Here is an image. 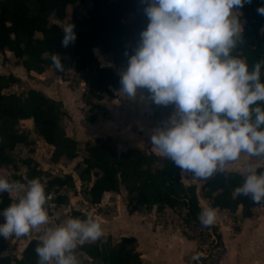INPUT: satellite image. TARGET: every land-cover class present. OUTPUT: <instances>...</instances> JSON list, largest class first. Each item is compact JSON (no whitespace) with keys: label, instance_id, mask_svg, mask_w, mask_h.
I'll return each instance as SVG.
<instances>
[{"label":"trees","instance_id":"trees-1","mask_svg":"<svg viewBox=\"0 0 264 264\" xmlns=\"http://www.w3.org/2000/svg\"><path fill=\"white\" fill-rule=\"evenodd\" d=\"M91 2L88 16L78 18L74 12L76 40L67 47L62 44L60 23L68 15V6ZM264 0H250L245 3L238 16L243 25V34L238 39L234 55L243 57L251 67L264 58V15L257 12ZM144 3L141 0H0V50L13 52L28 71L44 72L53 65L52 53L60 55L63 68L74 67L77 72L88 71L89 87L87 104L91 106V121L100 108L99 101L105 96L115 97L119 89L117 68L127 63L125 52L131 51L138 40L139 32L146 27ZM95 47L105 51L109 64L101 66V58ZM110 65V66H108ZM264 80V72L261 76ZM22 83L13 73L0 74V168L15 164L13 151L18 144H27L29 133L20 128L24 119H33L37 133L51 146V162L72 161L79 157L80 147L77 138L69 135L63 121L69 116L63 101L47 95L44 91L30 88L26 93L5 92L15 84ZM154 114L160 116L170 112L173 107L158 106ZM85 154L77 163L84 198L91 205L101 203L105 192L129 196L127 207L133 213L138 205L148 208L157 206L158 210L166 207L185 208V222L199 220L198 214L203 209L196 185H187L183 173L166 156L153 151L133 147L118 151L111 137L88 140ZM264 163V159L254 157ZM27 173L14 171L6 178L26 183L28 179L39 178L45 186L48 199L57 194L54 201L62 203L65 197L60 194L67 187L77 193L75 176L72 173L55 175L44 181L45 175L39 161L33 156L25 160ZM258 171L264 170L259 167ZM244 175L239 171H217L202 187V195L209 199L214 207L226 208L236 212L240 205L244 213H251V206L256 204L250 196L238 195L236 188L243 183ZM47 199V201H48ZM8 192L0 193V208L12 202ZM264 203V202H263ZM89 213L86 210L73 209L70 216L81 218ZM41 239H31L20 256L8 251L7 239L0 237V264H37L35 247ZM84 251L96 264H146L142 253L137 248L134 236L123 237L114 243L97 239L78 246L77 251ZM83 255L79 256L80 263Z\"/></svg>","mask_w":264,"mask_h":264},{"label":"clouds","instance_id":"clouds-1","mask_svg":"<svg viewBox=\"0 0 264 264\" xmlns=\"http://www.w3.org/2000/svg\"><path fill=\"white\" fill-rule=\"evenodd\" d=\"M141 2L147 24L131 54L125 52L127 63L119 72L116 91L131 98L143 89L152 103L173 107L152 129L150 143L194 179L222 171L241 153L264 159V58L250 67L233 54L243 34L234 13L250 0ZM257 12L264 15V4ZM74 28L72 22L62 28L65 47L76 40ZM51 60L56 71L63 70L58 53H52ZM245 172L237 194L264 202V170L249 164ZM17 191L21 195L0 208V237L5 239L49 222L48 196L39 178L22 183L0 175V193ZM216 216L215 208L205 207L198 219L210 226ZM102 235L99 217L67 216L46 228L35 247L37 264H80L78 246ZM201 255L191 259L198 261Z\"/></svg>","mask_w":264,"mask_h":264},{"label":"crops","instance_id":"crops-1","mask_svg":"<svg viewBox=\"0 0 264 264\" xmlns=\"http://www.w3.org/2000/svg\"><path fill=\"white\" fill-rule=\"evenodd\" d=\"M1 56L4 60L0 59V61L5 62V68H2L0 74L13 73L20 77L22 82H24L25 75L34 74L36 78L43 79H37L33 83L29 81V84H33V87L36 89L39 88V90L45 91L42 88L44 81L43 72L37 73L33 70L29 72L23 69L18 63L19 60L14 57L13 52L9 50L2 52ZM17 71L18 73H16ZM22 121L29 122L31 119H24ZM101 122H103L101 119L96 123L90 121L87 131H89L92 136L94 135L100 138L110 136L116 140L118 137L113 133H107L108 131L105 127L100 126V124H102ZM29 128L31 129V127ZM121 142L123 144L120 143V146L124 147H117L120 152L133 147L142 149V147L133 144L125 147V141L121 139ZM151 149L153 152L160 155L155 147H151ZM249 164L256 166L257 169L259 167H264L263 162L249 156L247 153H241L237 160L226 162L223 171L234 170L246 174L245 169ZM47 165L54 168V170H51L53 175L50 177L63 175L65 173L73 174L74 171L66 167L64 168L63 174H58L57 172L61 171L62 167H65L61 162H50L47 163ZM73 175L75 176L77 188L79 189L82 182L79 175ZM50 177L49 175L46 178L44 177L45 181ZM209 178L194 179L191 177V174L183 173V181L185 184L197 186L198 197L203 208L213 207L216 209L217 216L214 224L219 229L226 246L225 252L217 264H264V203L256 202V204L251 206V213L249 215L244 213L242 205L239 206L236 212H231L226 208L214 207L209 199L202 195V187ZM10 194L13 200L18 198L16 197V194H18L17 192ZM65 194L67 197H65L62 203L54 201L57 194L49 196L45 205L46 209H49V206L56 207L50 209L55 215H49L48 224L40 225L26 235H11L12 244L9 245V248L16 253V255L20 256L22 254L31 239H41L47 227L54 226L58 223L55 220H51L52 218H56L57 220L61 219L62 222L65 217L70 216L73 209H79L76 202L82 207L81 210L85 208L90 209L88 205L91 204L88 203L84 196L79 197L77 193L70 195L68 193ZM97 205L103 208V211L96 215L102 223V237L107 236L111 238L114 243H117L123 237L134 236L137 239V248L142 253V258L146 264H191V257L195 253L197 242L190 234L189 224L185 222V208L166 207L163 210H158L157 206L148 208L145 205H138L137 209L133 213H130L124 200V195L114 194L112 192H105L101 203ZM91 206V209L94 210V205ZM51 222H53V224H51ZM14 248H16V250H14ZM82 261H86L85 264H96L87 254H83Z\"/></svg>","mask_w":264,"mask_h":264},{"label":"rangeland","instance_id":"rangeland-1","mask_svg":"<svg viewBox=\"0 0 264 264\" xmlns=\"http://www.w3.org/2000/svg\"><path fill=\"white\" fill-rule=\"evenodd\" d=\"M90 7L91 2H79L74 6L69 5L68 15L63 21L56 20V18L53 16H51V20L58 22L60 23V25L64 26L65 24L72 21L74 12L80 19L87 17ZM240 14V9H238V11L234 13V15H236L237 17ZM262 30L264 31V28ZM94 49L98 50L95 52V54L101 58V62L104 64H109L105 59V51L103 50V48L95 47ZM1 53L2 51L0 50V59H3ZM18 63L21 65V67H23V69H26L21 61H19ZM125 66L126 65L118 67V73ZM3 67L5 68V62L0 61V72L2 71ZM16 73H18V71ZM43 73L44 81L42 88L45 90L44 92L50 97L63 101L65 108L69 113V116L64 119L63 124L66 125L68 133L78 139L80 147L79 157L72 161H62L61 164H63V166L65 167H62L61 171L57 173L63 174L64 168L68 167L69 170H74L75 172L73 171V174L77 176L79 175V171L83 169V165L80 166V168H76V165L82 160V156L85 154L84 148L86 146V142L88 140L95 141L100 138L98 136H92V134L87 131V127H89L88 123L91 121L90 116L92 113L91 106L86 102L90 73L88 71L77 72L74 67H65L61 71H56L53 65L47 66ZM24 77V82L15 84L11 88L6 89L5 92L26 93L30 88H34L33 84H29V81H32L33 83L37 79H43L36 78L34 74H28ZM115 93V97L105 96L101 101H99L100 108L95 112L97 118H95V120L91 122L96 123L101 119V121L103 122H101L102 124H100V126H104L108 131L107 133H113L118 137L116 138V140L111 137L116 147H124L120 146V143H122V139V141H125V147L133 144L135 146L142 147V149L147 152L152 151L151 147L154 146L150 143V133L156 125L160 124L172 113L173 109L170 112H163L160 116H156L154 112L156 111L157 107L152 106V102L150 101V99H148L147 91L143 89L140 90L136 97L131 98L118 95L117 91H115ZM29 127H31L32 130ZM20 128L26 130L29 133L28 143L18 144L16 146L15 150L12 153L15 158V164L0 168V175L6 177L8 173L10 174L14 171L26 175L28 168L24 162L28 157L33 156L35 159H37V161H39L40 167L45 173L44 177L46 178L48 175L50 177L51 175H53V172L51 170H54V168L52 166H48L47 163L51 162V154L53 148L49 147L53 146L49 145L43 139V137L37 133L33 119H31V121L29 122L21 121ZM160 156L163 157L164 155L160 154ZM44 177L43 179L45 181ZM83 188L84 187L82 185H80L79 189L77 188V194L79 197H82L84 195ZM60 192L62 193L60 194L64 197H67L65 193H68L69 195L75 194L73 190L67 187L62 188ZM17 193L18 194H16V197L21 195L19 191H17ZM129 199V196L124 195L126 204L128 203ZM76 204L79 209H82L80 204H78L77 202ZM88 206L90 207V209L85 208L84 210L94 216L100 214V212L103 211V208H100L98 205H94V210L91 209V205ZM55 207L56 206H49V209H47V211H49V215H55L54 212L50 211L51 208ZM51 220H55L58 223L61 222V219L57 220L56 218H52ZM51 224H53V222H51ZM191 236L193 237L194 235L191 234ZM100 238L104 240L110 239L107 236H101ZM7 239V242L9 243V245H11L12 236H9ZM14 250H16V248H14ZM3 253L16 254L10 248L8 249V251H3ZM85 263L86 261H82V263L80 264Z\"/></svg>","mask_w":264,"mask_h":264},{"label":"built area","instance_id":"built-area-1","mask_svg":"<svg viewBox=\"0 0 264 264\" xmlns=\"http://www.w3.org/2000/svg\"><path fill=\"white\" fill-rule=\"evenodd\" d=\"M189 224L190 234L197 242L195 253H202L199 260H191V264H217L226 249L219 229L215 224L204 226L199 220H192Z\"/></svg>","mask_w":264,"mask_h":264},{"label":"water","instance_id":"water-1","mask_svg":"<svg viewBox=\"0 0 264 264\" xmlns=\"http://www.w3.org/2000/svg\"><path fill=\"white\" fill-rule=\"evenodd\" d=\"M84 254V251L83 250H80V255L82 256Z\"/></svg>","mask_w":264,"mask_h":264}]
</instances>
